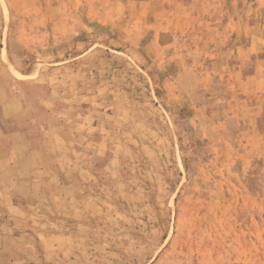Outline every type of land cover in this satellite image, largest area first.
Wrapping results in <instances>:
<instances>
[{
    "label": "rangeland",
    "instance_id": "rangeland-1",
    "mask_svg": "<svg viewBox=\"0 0 264 264\" xmlns=\"http://www.w3.org/2000/svg\"><path fill=\"white\" fill-rule=\"evenodd\" d=\"M2 88L0 205L47 250L264 264V0H0Z\"/></svg>",
    "mask_w": 264,
    "mask_h": 264
},
{
    "label": "crops",
    "instance_id": "crops-1",
    "mask_svg": "<svg viewBox=\"0 0 264 264\" xmlns=\"http://www.w3.org/2000/svg\"><path fill=\"white\" fill-rule=\"evenodd\" d=\"M2 90L3 88L0 92ZM3 93L4 99H9L5 97V94L10 93L8 89ZM12 205V207L0 205V264H90L92 262V255L87 257L82 253L75 255L77 258H74L69 251L62 252L56 244L52 245L53 249L47 250L44 245L46 236L53 241L59 240L61 236L56 234L54 229L53 232L48 233L45 229L55 228L58 223L50 224L43 220L30 219V213L26 212L23 206L14 203ZM12 210L16 214L5 219L4 215Z\"/></svg>",
    "mask_w": 264,
    "mask_h": 264
}]
</instances>
